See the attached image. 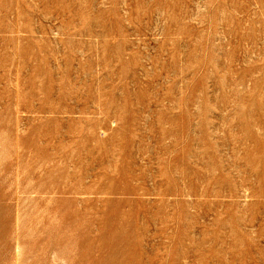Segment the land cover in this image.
I'll list each match as a JSON object with an SVG mask.
<instances>
[{
	"label": "rangeland",
	"instance_id": "374dc122",
	"mask_svg": "<svg viewBox=\"0 0 264 264\" xmlns=\"http://www.w3.org/2000/svg\"><path fill=\"white\" fill-rule=\"evenodd\" d=\"M0 264H264V0H0Z\"/></svg>",
	"mask_w": 264,
	"mask_h": 264
}]
</instances>
